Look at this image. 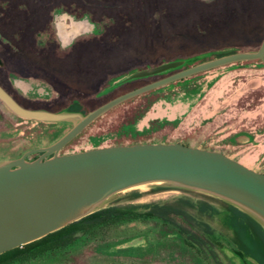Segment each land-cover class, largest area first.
Listing matches in <instances>:
<instances>
[{
  "label": "rangeland",
  "instance_id": "obj_1",
  "mask_svg": "<svg viewBox=\"0 0 264 264\" xmlns=\"http://www.w3.org/2000/svg\"><path fill=\"white\" fill-rule=\"evenodd\" d=\"M56 11L66 19L86 18L95 24V35L59 40L54 35L55 22L62 18ZM263 38L264 0H0V85L28 109L66 112L69 105L78 103L86 115L117 94L157 79L150 75L113 89L122 78L123 82L133 80L127 78L197 56L256 51ZM60 43L66 47L61 49ZM254 61L211 71L224 74L229 89L234 85L239 88L235 102L211 119H206V114L204 119L200 117L198 108L185 120L139 123L149 109L155 108L156 114L177 101L191 103L199 94L204 106L209 107L208 94L214 88L208 79L200 77L211 73L206 72L123 102L87 126L58 154L76 153L94 145L134 143L141 140L139 134L149 130L157 139L220 149L242 165L264 172V71ZM13 115L0 101V163L28 146H49L57 135H64L73 126V122H23ZM146 188L122 192L106 206L131 201L169 202L180 196L204 200L207 196L164 185ZM133 192L139 197L130 200ZM213 200H217L211 202L217 208L221 207L218 202L226 203ZM204 220L217 233H228L217 217ZM149 229L145 225L131 226L129 232L141 237L114 248L93 243L58 264H204V257L190 255L173 239L152 242L146 250L143 236ZM124 237L123 231L116 232L117 243ZM220 252L223 264H243L227 244ZM247 264L257 263L247 260Z\"/></svg>",
  "mask_w": 264,
  "mask_h": 264
},
{
  "label": "water",
  "instance_id": "obj_2",
  "mask_svg": "<svg viewBox=\"0 0 264 264\" xmlns=\"http://www.w3.org/2000/svg\"><path fill=\"white\" fill-rule=\"evenodd\" d=\"M252 60L264 65V38L256 51L233 52L185 68L116 96L86 115L25 108L0 85V101L15 116L36 122H73L51 145L0 163V255L73 224L105 208L114 196L140 186L164 185L222 200L264 229V173L220 152L181 143H144L58 154L97 118L129 99L192 75ZM182 63L144 70L127 80ZM34 153L40 155L27 160Z\"/></svg>",
  "mask_w": 264,
  "mask_h": 264
},
{
  "label": "trees",
  "instance_id": "obj_3",
  "mask_svg": "<svg viewBox=\"0 0 264 264\" xmlns=\"http://www.w3.org/2000/svg\"><path fill=\"white\" fill-rule=\"evenodd\" d=\"M233 52L236 53V51L234 50ZM233 52L224 53V54L223 53L213 54V55L211 54L209 56L202 55V56L194 57L195 59L194 58L185 59L184 63H182L181 66L165 71L160 74L153 75L157 79H154L151 82L164 78L168 75L176 73L185 68L197 65L199 63H203L211 59L232 54ZM251 62L252 61H245L241 63H251ZM254 62H257L259 64V70L264 71V65L262 61L255 60ZM234 64L237 65L239 63H234ZM234 64H229V65H234ZM214 70L216 69H212L206 72H211ZM206 72H202L178 80L177 82L170 83L168 85L154 89L142 95L143 96L150 95L165 87H169L173 84H178L181 83L182 81L184 82L189 79L198 77ZM211 75L214 76L208 81H210L209 82L210 87L212 86L214 89H213V93L211 92L210 94H208L209 103H207V105L209 106L208 108L210 110L209 113H207L206 115L208 116L206 117V119H211L215 117L216 114L220 112V110L224 109L228 104L235 102V99H237L236 98L237 95H239L238 94L239 88L236 87L235 85L231 89L228 88L227 80H223L224 74L221 73L214 74L213 72H211L209 75L206 76H211ZM206 76L202 75L200 77L204 79ZM123 79L124 78H122L117 83H115L112 86V88L122 89L127 85H129L132 81L142 80L145 78L133 79L125 82H123ZM218 79H222L223 81H218ZM222 84L225 85L224 88L220 90L219 87ZM138 87H135L133 89H136ZM128 91H123L122 93L117 94L116 96H119ZM203 92L204 89L202 90V93ZM232 94L234 96L233 98L230 97L229 100L230 102H228L223 108L221 107L217 110V107L220 104L217 101H220V99H222L223 97L227 98ZM116 96H114L113 98H115ZM209 97L211 99H209ZM198 108H199L198 114L200 115V117L204 119V99H201L200 94L198 95L195 101H192L190 103V108L187 115L183 116V118H179L175 120H169V119L167 120L169 121H180L183 119L185 120L189 116L197 112ZM154 109L155 108H152V110L149 109L148 111H146L144 116H142L141 119L139 120V123L145 125L147 121L149 122L152 120H156L157 118H152V116L154 115ZM66 112H79L83 115L85 114L83 113L82 108L78 103H73L69 105L66 108ZM250 115L251 112L248 113V118L251 117ZM13 116L16 117L17 119L22 120L23 122L55 125V123L36 122L33 120L22 119L15 115ZM148 132L150 131L149 130L143 131L141 134L137 136L139 137V139H141L140 141H136L134 143H129L126 145L144 144V143H163V144L181 143L186 146L200 148L201 150L203 149V150L217 151L229 157L230 159L235 160L234 157L229 156L220 149L208 148L205 146L201 147L199 145H194L188 141L157 139L154 133L152 132L148 133ZM29 134L30 133H28V135ZM61 136L57 135L52 143H54L59 138H61ZM117 145H124V144L113 143L105 147L117 146ZM95 148H102V146L94 145L93 147L87 150L95 149ZM32 149H37V147L28 146L26 149L21 151L19 155L8 160L17 159L22 154ZM71 153L73 152L67 154H71ZM38 155L39 153L31 154L32 157L29 158L28 156L27 160L28 159L34 160L35 158L38 157ZM255 171L260 172L257 170ZM260 173H264V172H260ZM138 197H139L138 193L133 192L131 193L130 200H134ZM204 197L206 198L204 200H200V199L194 200L187 196H180L173 200H170L169 202L154 201L150 203L133 204V202L131 201L122 205H116V203H112L106 206L105 208L99 209L98 211L76 222H73V224H69L68 226L56 232L48 234L47 236L37 241H34L22 247L1 254L0 264H58L63 261H66V259H68V257L74 251L83 249L93 243L104 244L105 248L118 247L120 245L127 244L141 237V235L138 236L136 232L133 233H131L132 231L129 232V228L131 226H137V225L150 226L151 228L143 236L146 243L145 245L146 250L149 247L148 245H151L152 242L158 244L161 241H163V239L164 240L173 239V241L174 240L178 241L184 247V249L188 253H190V255H193L198 259L200 257H204V264H223L219 256V252L221 251V249H223V245L225 243L232 249L235 256L238 257L243 264H247V260H252L257 264H264V229L262 228V226L252 217L238 210L234 206L223 202H218L221 207L217 208L211 203L217 200H213V198H210V196H204ZM216 217L222 223V226L224 227V229L227 230L228 233H222V234L221 232L217 233L215 229L211 226V224L208 221L204 220V218L214 219ZM122 228L123 229L126 228V229L121 230ZM120 231L121 232L123 231L125 237L123 241L117 243L116 240L118 239H116V232H120ZM107 244L109 245L107 246ZM110 264H117V263H110Z\"/></svg>",
  "mask_w": 264,
  "mask_h": 264
},
{
  "label": "flooded vegetation",
  "instance_id": "obj_4",
  "mask_svg": "<svg viewBox=\"0 0 264 264\" xmlns=\"http://www.w3.org/2000/svg\"><path fill=\"white\" fill-rule=\"evenodd\" d=\"M62 12L56 11L58 17L62 18L61 21L55 22V32L54 35L59 40H75L78 36L89 33V35H95V24L90 23L86 18L84 19H66L65 14ZM94 25V28H93ZM40 155V153H39ZM38 155V156H39Z\"/></svg>",
  "mask_w": 264,
  "mask_h": 264
},
{
  "label": "crops",
  "instance_id": "obj_5",
  "mask_svg": "<svg viewBox=\"0 0 264 264\" xmlns=\"http://www.w3.org/2000/svg\"><path fill=\"white\" fill-rule=\"evenodd\" d=\"M214 75H211V76H206L205 78L206 79H211ZM252 80V79H250ZM248 80V81H250ZM248 81H245L243 84H245L246 82ZM224 85L225 84H222L219 89H223L224 88ZM252 88H255V87H249L248 89H252ZM220 93V92H219ZM219 95V94H218ZM233 94L230 95L229 97L225 98L223 97L222 99H220V101H217L219 104V106L217 107V110L219 108H223L228 102H230V97L233 98ZM189 108H190V103L186 102V101H177L174 103V105H172L170 108L166 109V110H158V112L155 114V110H154V116H152V118H157V119H163V118H166V119H169V120H175V119H179V118H183V116L187 115L188 112H189ZM209 108L207 106H204V115L207 113H209ZM205 115V116H206ZM208 117V116H206ZM238 162H240L238 160ZM241 163V162H240ZM242 164V163H241ZM244 165V164H243ZM246 166V165H245Z\"/></svg>",
  "mask_w": 264,
  "mask_h": 264
},
{
  "label": "clouds",
  "instance_id": "obj_6",
  "mask_svg": "<svg viewBox=\"0 0 264 264\" xmlns=\"http://www.w3.org/2000/svg\"><path fill=\"white\" fill-rule=\"evenodd\" d=\"M93 28H94V25H93ZM59 47H60L61 49H64L66 46H65L63 43H60Z\"/></svg>",
  "mask_w": 264,
  "mask_h": 264
},
{
  "label": "bare ground",
  "instance_id": "obj_7",
  "mask_svg": "<svg viewBox=\"0 0 264 264\" xmlns=\"http://www.w3.org/2000/svg\"><path fill=\"white\" fill-rule=\"evenodd\" d=\"M147 186H140V187H138V188H136V189H141V190H143V189H145ZM147 189V188H146Z\"/></svg>",
  "mask_w": 264,
  "mask_h": 264
}]
</instances>
